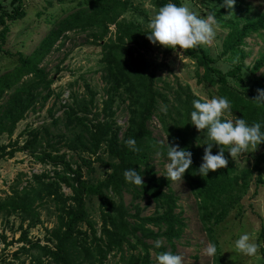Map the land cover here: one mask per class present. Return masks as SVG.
<instances>
[{"label":"trees","instance_id":"trees-1","mask_svg":"<svg viewBox=\"0 0 264 264\" xmlns=\"http://www.w3.org/2000/svg\"><path fill=\"white\" fill-rule=\"evenodd\" d=\"M133 1L79 2L77 9L52 23L29 54L18 52L16 65L0 75V136L6 134L9 138L7 144H0V159L12 158L22 151L28 152L36 162L52 167L32 174L22 187L19 179L14 181L9 186V194L0 197V215L6 219L18 215L20 229L27 223L18 239L25 245L18 251L39 248L42 252L33 256L36 264H43L44 256L53 264H155L151 250L156 255L163 251L175 253L176 242L187 224L182 212L176 211L178 196L167 178L158 176L152 162L157 152V140L149 128L153 117L161 124L169 143L187 147L192 152L193 163L184 179L198 202L199 218L208 238L217 245V255L220 251L213 227L224 221L241 202L249 191L250 180L264 189V142L258 145L260 152L250 167L238 169L225 151L226 167L210 171L205 178L194 174L201 163L204 146H196V139L203 137L188 123V115L191 100L199 97L179 83L165 88L166 91L158 87L156 73L167 67L165 60L174 50L155 45L162 54L161 61L146 58L145 52L152 45L144 33L147 29L124 17L130 8L134 9ZM10 2L11 11L0 5V50L7 41L11 24L27 14L22 0ZM167 2L152 0L158 8ZM173 2L181 4L182 0ZM209 12L216 24L227 30L223 40L224 55L244 59L247 39L264 33V10L255 17L243 18L235 6L228 16H225L228 14L225 7L217 11L210 7ZM110 26L115 27V35L111 34ZM80 30L88 32L90 43L99 45L102 50L104 86L100 106L96 102L98 92L85 83V93L71 92V102L62 105L63 116H52V125L62 123L64 132L54 135L46 126L29 129L26 132L29 136L20 145L22 134L12 137L17 123L37 102L44 106L54 93L51 89L54 76L41 63L68 32ZM176 50L182 49L177 46ZM182 51L203 69L196 73L199 83L216 87L218 95L231 102L232 112L249 123L260 122L264 131V104L257 106L253 100L256 89H264V73L258 74L264 67V53L252 65L241 62L222 72L202 46ZM59 71L57 66L55 74ZM7 91H10L7 98L1 102ZM56 98H60V94H56ZM118 101L127 102L129 114L122 135L115 118ZM129 138L136 140L138 151L132 152L126 147L125 141ZM162 143L166 145L167 141ZM67 151L88 155L81 157L82 164L87 166L93 163L89 157L95 156L94 161L101 162L110 171L104 179L94 182L85 179L81 165L75 167ZM160 151L159 156L165 158L162 148ZM216 151L214 146L213 154ZM130 167L140 171L144 184L135 186L124 181L123 171ZM64 186L71 190L70 194L63 191ZM125 192L131 194L132 201L142 197L150 199L155 204L154 213L141 215L138 204L132 206L135 209L132 213L124 201ZM92 196L99 201L100 229L87 210V199ZM41 208L52 209L56 219L54 226L46 230L47 241L52 246L33 243L27 236L29 229L42 223ZM156 240L161 241L160 248L154 247ZM258 243L264 244V218ZM261 251L264 253V247ZM112 253L119 255L117 261H108ZM221 262L222 258L216 257L215 264Z\"/></svg>","mask_w":264,"mask_h":264},{"label":"rangeland","instance_id":"rangeland-1","mask_svg":"<svg viewBox=\"0 0 264 264\" xmlns=\"http://www.w3.org/2000/svg\"><path fill=\"white\" fill-rule=\"evenodd\" d=\"M88 0H22L27 14L24 18L17 20L10 26V32L6 43L0 50V75L8 70H11L17 63L18 52L29 54L39 41L48 32L52 23L67 14L77 9L79 2H87ZM222 1H208V0H182V4L187 5L190 10L194 11L199 16H206L209 14V8L220 10L223 7H217ZM0 5L5 6L8 11L13 9L10 0H0ZM134 9L124 15L128 20H133L142 25L146 29L149 18L158 10L152 0H134ZM235 8L240 11V16L255 17L258 13L264 10V3L260 0H236ZM214 17V16H213ZM215 19V18H214ZM111 34L115 35V27L110 26ZM227 30L216 26L215 37L207 46H202L207 53L215 60L214 66L219 68L222 72H227L232 69L234 65L244 62L246 65H252L264 53V33L263 35H254L247 39V44L244 47L246 57L240 58L238 56L227 54L223 52V40L226 36ZM88 32L86 31H71L67 33V37H63L53 48L51 53L41 63L46 70L54 76V83L51 86L53 94L41 107L40 102L34 105V109L29 110L25 117L16 125L13 134V139L18 135L20 145L29 136V129H39L44 126L49 127L51 134H58L64 132V126L59 123L57 126L52 125V116L61 118L64 113L63 104L71 102V92H76L79 95L85 93L84 85L89 84L95 89L98 94L96 96L97 105L100 106L103 99V66L101 63L102 50L99 45L90 43ZM58 48V49H57ZM146 58L149 60L159 62L162 59L160 49L155 45L145 52ZM167 67L158 71L156 76L159 78L158 87L162 91H166L167 87H175L178 83L184 87H189L193 94L205 99H210L215 95L219 97L217 88L206 83L198 82L197 70L199 69L195 60H191L182 50L174 51L165 60ZM57 66L60 71L55 74ZM264 73V67L258 74ZM10 91H7L1 102H3ZM56 94H60V98H56ZM127 102L118 101L116 109V122L121 128L120 135L123 134L128 121V111L126 108ZM52 109L51 112L49 110ZM234 116L239 117L232 112ZM89 117H92L90 115ZM231 118V114H230ZM149 128L152 131V136L157 141L166 142L167 135L163 130L161 124L156 117H153L149 122ZM25 132V133H23ZM57 138V137H56ZM55 139V138H54ZM9 138L6 134L0 136V144H7ZM68 152V151H67ZM260 152L259 148L250 153L242 154L234 161L238 169L250 167L254 161V157ZM68 156L74 162L75 167L81 165L82 172L85 179L92 182L104 179L110 171L101 162L94 161L95 156L89 158L93 161L90 166L82 164L81 157L88 155L75 154L68 152ZM104 159H107L106 154H101ZM153 164L158 176H164L165 158L154 155ZM50 165H43L34 160L28 152H16L12 158L0 159V197H5L9 194V186L14 181L20 180V186L26 184V181L31 178L34 173H41L45 170H51ZM22 174V175H21ZM172 190L178 196L177 212H182V216L186 221V229L181 239L176 242L175 253H178L183 258V264H215L216 257L222 258L220 264H264V253L261 247L258 249V256L249 258L240 256L232 252V242L242 232L249 233L253 242L258 243L259 232L263 223L264 215H261L263 205V188L257 187L253 180L249 181V191L244 195L241 202L228 214L224 221L213 227L214 236L218 243L219 254L214 257H207L202 254L204 246L210 242L207 231L204 228L199 218L198 202L191 193V190L185 179L176 182H171ZM66 194H70L71 190L68 187H63ZM125 203L131 208L134 204H138L141 215H150L155 211V204L147 197H142L132 201L130 193L125 192ZM87 210L90 219L100 229L101 219L99 210V201L97 197H90L87 199ZM42 223L34 228L29 229L27 236L33 243L40 245L51 243L47 241L46 230L51 229L55 222V216L52 209L41 208ZM21 220L18 215H13L8 219L0 215V264H36L33 256L41 253L39 248H29L27 251H18L24 242L18 239L21 237L23 230L27 223L24 224L23 229H20ZM87 226H82L85 229ZM163 239H161L162 241ZM163 244L167 245L164 241ZM28 245H26V248ZM170 248L168 247V250ZM17 254L15 255V253ZM151 257L155 262L156 253L151 250ZM119 259V255L112 253L108 261L114 262ZM43 264L50 263V259L43 257ZM156 264V262H155Z\"/></svg>","mask_w":264,"mask_h":264},{"label":"clouds","instance_id":"clouds-1","mask_svg":"<svg viewBox=\"0 0 264 264\" xmlns=\"http://www.w3.org/2000/svg\"><path fill=\"white\" fill-rule=\"evenodd\" d=\"M236 0H222L217 7H225L228 16L234 7ZM264 3V0H260ZM216 20L211 13L206 16H199L185 4H178L168 0L162 4L152 15L145 25L144 32L147 39L153 45L176 50L193 49L209 45L215 37ZM256 97L253 100L257 106L264 104V89H256ZM196 95V94H194ZM231 114V118H230ZM188 123L202 134V139H196V146L203 145L201 163L195 168V173L205 178L210 171L224 168L228 164L225 151L234 161L242 154L253 152L258 145L264 142V131L260 122L249 123L243 117H236L232 113L231 102L224 96H211L205 99L203 96L191 100V110L188 115ZM126 147L132 151H138L136 140L129 138L125 141ZM217 148L213 154V147ZM163 149L166 162L164 163L163 175L170 182L182 181L186 170L192 165V152L187 147H180L176 143L164 145L157 141L156 155H161ZM142 171V170H141ZM123 178L126 183L140 186L144 184L140 171L127 168L123 171ZM264 215V209L261 210ZM154 247L160 248L161 241L156 240ZM264 244L253 242L249 233L242 232L232 242L231 251L240 256L255 258L258 256V249ZM217 245L208 242L202 249V254L209 258L217 255ZM156 264H183V258L178 253L163 251L156 255Z\"/></svg>","mask_w":264,"mask_h":264}]
</instances>
